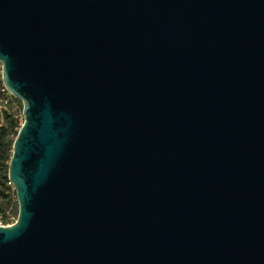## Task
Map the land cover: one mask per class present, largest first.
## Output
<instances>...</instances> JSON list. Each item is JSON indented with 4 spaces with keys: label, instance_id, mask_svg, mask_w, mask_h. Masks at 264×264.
<instances>
[{
    "label": "water",
    "instance_id": "1",
    "mask_svg": "<svg viewBox=\"0 0 264 264\" xmlns=\"http://www.w3.org/2000/svg\"><path fill=\"white\" fill-rule=\"evenodd\" d=\"M0 65V264H264V0H0Z\"/></svg>",
    "mask_w": 264,
    "mask_h": 264
},
{
    "label": "trees",
    "instance_id": "2",
    "mask_svg": "<svg viewBox=\"0 0 264 264\" xmlns=\"http://www.w3.org/2000/svg\"><path fill=\"white\" fill-rule=\"evenodd\" d=\"M0 85V99H2L6 91L1 82ZM3 117L5 123L0 128V199L9 205L12 190L8 178L9 166L13 154V145L21 129V124L7 111H4ZM0 213H4V210H1Z\"/></svg>",
    "mask_w": 264,
    "mask_h": 264
},
{
    "label": "rangeland",
    "instance_id": "3",
    "mask_svg": "<svg viewBox=\"0 0 264 264\" xmlns=\"http://www.w3.org/2000/svg\"><path fill=\"white\" fill-rule=\"evenodd\" d=\"M0 82L3 84L2 80V65H0ZM4 87V84L2 85ZM1 87V85H0ZM5 88V87H4ZM6 93L0 99V128L4 125V111L9 112L14 118L21 124V126L24 123V117H23V108L24 103L20 100H17L15 97H13L6 89ZM1 177V173H0ZM12 187V190L10 192L11 196V203L7 205L2 199H0V211L4 210V213H0V220L4 221V218L8 219V222H14L18 220L19 215V204L17 200V195L15 192V189L13 185L9 184ZM9 218H13L9 220ZM6 224V223H5Z\"/></svg>",
    "mask_w": 264,
    "mask_h": 264
},
{
    "label": "built area",
    "instance_id": "4",
    "mask_svg": "<svg viewBox=\"0 0 264 264\" xmlns=\"http://www.w3.org/2000/svg\"><path fill=\"white\" fill-rule=\"evenodd\" d=\"M11 219H13V218H9V220H11ZM4 221H5L6 224L3 221L0 220V227H11V226H13L17 222V221H14V222H10L9 221L8 222V219L7 218H4Z\"/></svg>",
    "mask_w": 264,
    "mask_h": 264
}]
</instances>
